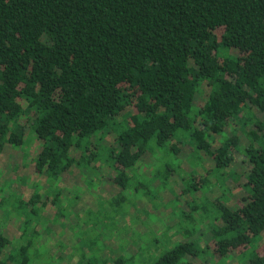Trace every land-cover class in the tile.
Returning a JSON list of instances; mask_svg holds the SVG:
<instances>
[{
	"label": "trees",
	"instance_id": "1",
	"mask_svg": "<svg viewBox=\"0 0 264 264\" xmlns=\"http://www.w3.org/2000/svg\"><path fill=\"white\" fill-rule=\"evenodd\" d=\"M28 137L37 178L76 170L93 181L105 170L122 192L137 182L132 189L148 196L152 180L162 192L172 181L178 198H200L188 197L186 214L216 223L205 231L212 247L185 241L149 264H195L201 249L264 264V250L249 247L264 235V0H0V155ZM186 146L196 170L172 180ZM148 158L160 165L151 176L141 172ZM30 185L10 206L22 224L0 226V264H55L39 242L48 228L32 218L60 191L43 198L47 190ZM120 192L105 196L111 207L126 200ZM137 248L113 264L144 263ZM76 264L108 261L82 253Z\"/></svg>",
	"mask_w": 264,
	"mask_h": 264
},
{
	"label": "rangeland",
	"instance_id": "2",
	"mask_svg": "<svg viewBox=\"0 0 264 264\" xmlns=\"http://www.w3.org/2000/svg\"><path fill=\"white\" fill-rule=\"evenodd\" d=\"M221 32L222 29H218L217 35H220ZM203 98L202 94L195 99L196 106L201 103ZM26 134L28 136L29 132L26 131ZM37 146L36 140L31 137H28L25 144L15 150L14 147L4 146L0 155V200L2 196H7L9 198L7 203L10 201V204L8 207L6 206V209L5 207L0 208V226L5 224L6 230L10 227L11 231H15L22 224L23 216L13 212L10 206L12 207L18 200L26 199L30 195V184L34 180L42 185L40 191L47 190L43 191V198L45 196L52 198L59 190L60 196L55 201L56 205H46L45 207L36 205L34 208L37 209V214L32 218L39 225L38 228L49 229L45 233L40 232L39 242L47 244L44 246V251L50 250L52 252L50 254L55 255V264H76L82 253L86 256L105 259L108 264H113L114 258L121 256L125 259L127 255L137 252L139 246L142 248V253L139 256L146 258L142 264H149L158 255L185 241H196L198 248L207 244L212 247L208 238H205V231L213 228L216 223L205 226L200 222L199 214L196 212L187 216L189 206H192L193 203L188 198L190 195L187 197L183 195L179 198L178 195L176 196L180 183H177L176 186L171 184L172 181L169 183L173 187L172 195L167 192L171 187L165 186L164 190L166 191H159L155 189L159 181L152 180L150 186L154 191H151L152 196L151 193H147L148 196H146L141 194V188L137 191L132 189L137 182L130 185V190L128 188L122 192L110 183L111 173L105 170L102 172L103 178L96 177L93 181H91L93 178L91 174L82 178L76 170L61 180H52L45 176L37 178L32 163ZM187 153V146L183 147L181 172L178 175H173L172 180L185 181L191 170H196V167L186 159ZM202 157L207 160L205 156L202 155ZM235 159V169L241 171L243 164L240 155H236ZM208 161L206 163L210 164ZM145 162L148 163V166L144 167L141 172L149 176L160 166L157 158H148ZM198 170H201V166ZM213 189L216 191L211 192L209 196L205 189V195L210 199L218 195L217 184ZM118 192L122 197L126 196V200L118 206L111 207L105 196L114 198L113 196ZM198 193L201 196L200 192ZM190 197L195 199L193 196ZM175 198H178V202L175 201ZM199 199H195V203H198ZM57 209L59 210L58 215ZM39 231L41 230L39 229ZM58 242L61 243V245L58 244L59 247ZM253 242L249 246H252L251 249L255 247L257 252L264 250V235L258 236ZM239 249L243 251V248ZM141 260L136 257L134 262L139 264ZM195 260V264H231L219 259L218 256L213 257L211 252L202 249Z\"/></svg>",
	"mask_w": 264,
	"mask_h": 264
}]
</instances>
